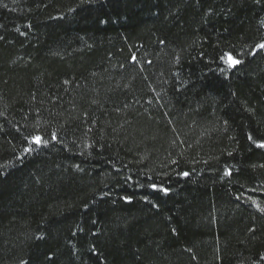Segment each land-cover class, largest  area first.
<instances>
[{"label":"trees","instance_id":"obj_1","mask_svg":"<svg viewBox=\"0 0 264 264\" xmlns=\"http://www.w3.org/2000/svg\"><path fill=\"white\" fill-rule=\"evenodd\" d=\"M261 44L264 0H0V264H264Z\"/></svg>","mask_w":264,"mask_h":264},{"label":"snow or ice","instance_id":"obj_2","mask_svg":"<svg viewBox=\"0 0 264 264\" xmlns=\"http://www.w3.org/2000/svg\"><path fill=\"white\" fill-rule=\"evenodd\" d=\"M259 47L264 49V44L259 45ZM239 63H241V61L235 60V59H232L231 57H229V66L230 67H235ZM33 142L36 143V144H41L42 143V139H41V137L36 136V137L33 138ZM260 147H264V144H261ZM29 151H30V149H29ZM185 175H187V173H185ZM153 187H155V185H153ZM261 211H264V209H261Z\"/></svg>","mask_w":264,"mask_h":264}]
</instances>
